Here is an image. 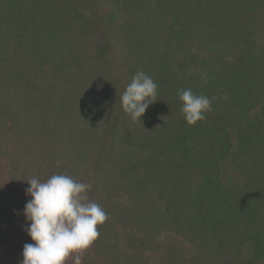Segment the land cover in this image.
<instances>
[{"label":"trees","instance_id":"16d2710c","mask_svg":"<svg viewBox=\"0 0 264 264\" xmlns=\"http://www.w3.org/2000/svg\"><path fill=\"white\" fill-rule=\"evenodd\" d=\"M263 29L264 0H0V243L64 174L107 214L82 264H264ZM182 89L211 101L194 126Z\"/></svg>","mask_w":264,"mask_h":264},{"label":"clouds","instance_id":"9594fccd","mask_svg":"<svg viewBox=\"0 0 264 264\" xmlns=\"http://www.w3.org/2000/svg\"><path fill=\"white\" fill-rule=\"evenodd\" d=\"M157 84L143 71L137 72L120 96L122 108L132 121L142 122L150 105L156 102ZM179 99L186 123L194 126L211 111L207 96L182 89ZM31 197L25 205V230L34 243L23 248L22 264H82L83 254L99 238L98 227L107 220L102 207L89 200L91 185L69 175L54 174L46 181L27 179Z\"/></svg>","mask_w":264,"mask_h":264},{"label":"rangeland","instance_id":"374dc122","mask_svg":"<svg viewBox=\"0 0 264 264\" xmlns=\"http://www.w3.org/2000/svg\"><path fill=\"white\" fill-rule=\"evenodd\" d=\"M260 31V30H259ZM261 43H264V29ZM26 219V218H25ZM26 227L19 229H13L15 232H19L21 236L17 239H13L9 242L0 243V264H22L23 260V248L26 243H34L31 237L25 230ZM69 264H73L69 261Z\"/></svg>","mask_w":264,"mask_h":264}]
</instances>
